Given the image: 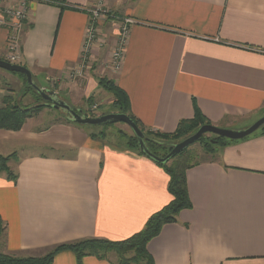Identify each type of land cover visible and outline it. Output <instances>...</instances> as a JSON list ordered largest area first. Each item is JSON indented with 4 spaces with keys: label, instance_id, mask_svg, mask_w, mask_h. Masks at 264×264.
I'll list each match as a JSON object with an SVG mask.
<instances>
[{
    "label": "crops",
    "instance_id": "0c3cea01",
    "mask_svg": "<svg viewBox=\"0 0 264 264\" xmlns=\"http://www.w3.org/2000/svg\"><path fill=\"white\" fill-rule=\"evenodd\" d=\"M95 1L31 0L21 38L19 64L79 112L88 97L103 104L114 100L98 77L108 73L118 27L109 21L100 26L107 40L89 76L74 70L89 20L81 8ZM105 4L135 20L121 69L109 76L127 92L145 129L172 134L182 120L195 118L196 109L211 124L233 129L247 126H232L234 120L249 125L263 115L264 0ZM7 36L0 26V55H6ZM7 74L0 71V78ZM10 78L23 83L21 76ZM43 103L36 98L26 106ZM101 131L71 122L51 105L19 130L0 129V153L18 158L10 163L15 179L0 172V252L41 256L87 238L125 240L171 202L165 169L125 144L109 142V135L92 136ZM187 184L192 207L147 245L155 264H264V133L231 142L216 158L191 167ZM51 264L78 262L66 249ZM82 264L114 263L88 255Z\"/></svg>",
    "mask_w": 264,
    "mask_h": 264
},
{
    "label": "trees",
    "instance_id": "16d2710c",
    "mask_svg": "<svg viewBox=\"0 0 264 264\" xmlns=\"http://www.w3.org/2000/svg\"><path fill=\"white\" fill-rule=\"evenodd\" d=\"M0 58L7 60L6 57L4 58L2 55H0ZM12 73L20 75L26 83L27 90L32 91L37 96L38 100L44 102L43 104H38L34 107L28 108L27 106H23L16 102L13 96H6L2 98L0 105V129L19 130L28 117L38 113L42 107L46 106V104L42 96L34 88L28 85L27 78L24 74L19 72ZM98 84L106 92L113 95V106L118 109L117 112L128 114L142 129L145 134L146 145L157 156L164 157L171 151L175 143L196 132L201 125L210 123L204 116H202L201 112L196 109L195 118L192 120H182L179 123L177 130L172 134L147 130L143 126L141 120L133 114L127 92L120 87L114 79L105 75L100 76L98 78ZM70 121L73 122L72 120ZM111 124L113 123H104L102 125ZM258 131L264 133V125L256 132ZM120 134H123V132H120ZM183 134H185V136L181 138L180 136ZM92 136L105 138L108 134L104 130L99 133H93ZM214 137L216 143L223 146H226L231 142L238 141L218 135H215ZM203 138L204 135L200 141ZM226 139L228 142L224 143ZM117 140V143L125 144L127 147L135 149L144 155V153L140 150L138 139L134 133L129 136L125 142L119 138H117ZM188 148L175 155L165 164L156 162L158 165L163 167L169 175L170 179L168 183V190L173 196V199L169 204L151 215V217L147 220L144 229L140 232L120 241L103 238H87L76 242L60 244L50 250L47 255L42 257L13 256L0 252V264H51L55 255L66 249L75 253L78 264H82L83 258L88 255L108 259L114 264H155L154 259L147 248L149 241L160 233L164 225L177 222L179 213L182 210L192 207V201L187 184V171L202 161H187ZM10 156L13 157V154ZM10 156L0 153V172H5L9 177L15 179L9 169ZM3 231V220L0 217V234Z\"/></svg>",
    "mask_w": 264,
    "mask_h": 264
},
{
    "label": "built area",
    "instance_id": "2783aa9c",
    "mask_svg": "<svg viewBox=\"0 0 264 264\" xmlns=\"http://www.w3.org/2000/svg\"><path fill=\"white\" fill-rule=\"evenodd\" d=\"M30 1L0 0V26L5 27L8 31L6 59L11 63L19 64L22 57L21 38L24 30L28 28L25 25L29 21ZM82 10L89 13V20L87 32L82 42L80 61L74 70L79 73L83 64L87 66L91 63L95 58L96 51L105 46L106 42L100 37L99 30L103 22L109 21L110 23L119 22L120 24H118L115 45L106 62L107 72L110 74L118 73L121 69L127 39L134 20L130 17L122 18L113 14L106 6L105 0H96L91 6L82 7Z\"/></svg>",
    "mask_w": 264,
    "mask_h": 264
},
{
    "label": "water",
    "instance_id": "95a60500",
    "mask_svg": "<svg viewBox=\"0 0 264 264\" xmlns=\"http://www.w3.org/2000/svg\"><path fill=\"white\" fill-rule=\"evenodd\" d=\"M0 68H3L10 72H19L24 74L27 78L28 85L34 88L42 96V98L45 100L46 105H51L56 109H61L65 111L69 119L77 124H104L116 122L126 123L130 127L134 135L137 137L140 150L144 153V155L154 160L155 162L161 164L167 163L175 155L187 149L190 145L194 144L195 142H198L206 133H213L215 135L232 140H240L255 133L257 130L260 129L261 126L264 125V115L256 119V121H254L250 126L242 129H229L217 126L215 124L206 123L201 125L193 134L189 135L182 141L175 143L171 151L164 157H160L154 154L148 148L145 142L144 132L128 114L122 112H110L94 117L82 114L68 102L59 98L54 90L49 88H42L38 84H36L33 80L34 77L32 72L26 66L11 63L7 60L0 58Z\"/></svg>",
    "mask_w": 264,
    "mask_h": 264
},
{
    "label": "rangeland",
    "instance_id": "374dc122",
    "mask_svg": "<svg viewBox=\"0 0 264 264\" xmlns=\"http://www.w3.org/2000/svg\"><path fill=\"white\" fill-rule=\"evenodd\" d=\"M81 10H82V8H81ZM121 17H124V16H121ZM114 23H111L110 27H112V26L118 27L117 24H114ZM134 23H135V20H134ZM103 24H104V22L101 24V26ZM99 35L104 40H107L106 39L107 36L106 37L104 36V34H103L101 29L99 30ZM7 43H8V36H7ZM7 43H6V55H2L4 58L7 57ZM93 64H94V60L91 63H89L87 66H85V64H83V66L81 68V71H79L78 74H81V75H84V76H89L90 75V71L92 70ZM78 67H79V65H78ZM0 71L8 73L7 74L8 78H0V101H2L3 97L13 96V98H14V100L16 102H18L20 100L19 101L20 104L23 105V106H26V105H28L27 102L29 100H33V99L37 98V96L32 91H28L27 90L26 83H25L24 79H22L23 80L22 85L19 86L17 84H14L13 80L10 78L11 76L13 77V75H15V76H20V75L14 74V73H12L10 71H7V70H5L3 68H0ZM109 75H110V73H107V75H105V76L110 78ZM48 79L54 80V78H52V77H50ZM33 80H34V82L36 84H38L40 86H42L45 83V80H44L43 77L34 76ZM49 82H51V81H49ZM50 85L51 86H55L52 83ZM7 86L11 87V89L13 91H15L16 94H10V95H9V93L7 94L5 92V88ZM40 102H41V100H40ZM80 103L84 104L85 107H86V108H84V110L82 108H81V110L79 109L80 112L82 114H90V116H97V115H100L102 112H109L110 113V111H113V112L118 111V109L113 106V103L103 104V103H100L98 101L92 100L91 97L86 98L85 100H83ZM74 107L77 109V106H74ZM56 110H61V109H56ZM263 115H264V113H263ZM245 121H246L245 119H243L242 121L234 120L231 123V125L232 126H240V122H241L242 125L243 124L244 125L247 124L246 127H248V126H250L253 123V122L251 124L249 123V125H248V122L245 123ZM78 125L84 126L86 129H91V130H103V129L106 130L107 134L109 135L107 137V139L110 138V139H108V141L111 142V143H116V141H118L117 138H119L123 142H125V141H127V138L133 134L132 130L130 129V127L124 122H116V123H113L111 125H102V124H78ZM224 128H226V126H224ZM229 129H233V128H229ZM120 132H123V134H120ZM184 136H185V134H183L180 137L183 138ZM214 136L215 135L213 133H206L204 135V138L201 141L199 140L198 142H195L194 144H192L188 148L187 161H191V162L205 161V160L207 161V160L216 158L218 151L221 148H223L224 146L220 145V144H217L216 140L214 139L215 138ZM186 137H188V136H186ZM185 138H183V139H185ZM182 140H180V141H182ZM225 142H228V140L226 139L224 141V143ZM17 159H18L17 158V154L15 153V154H13V157H11L10 161H9V169H10L12 175H14V177H15L16 173H15V170H14V166H12L10 163H12V161H17ZM47 254H48V252L45 253L44 255H41V256H32V257H42V256H45Z\"/></svg>",
    "mask_w": 264,
    "mask_h": 264
},
{
    "label": "flooded vegetation",
    "instance_id": "af4514ba",
    "mask_svg": "<svg viewBox=\"0 0 264 264\" xmlns=\"http://www.w3.org/2000/svg\"><path fill=\"white\" fill-rule=\"evenodd\" d=\"M87 115V114H86ZM89 116V115H88ZM215 135V134H214Z\"/></svg>",
    "mask_w": 264,
    "mask_h": 264
}]
</instances>
